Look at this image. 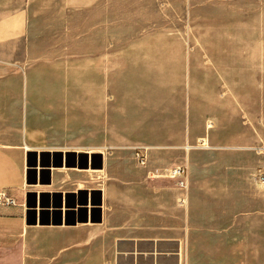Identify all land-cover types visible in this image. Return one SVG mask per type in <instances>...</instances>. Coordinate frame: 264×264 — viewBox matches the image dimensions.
<instances>
[{
    "label": "crops",
    "instance_id": "obj_1",
    "mask_svg": "<svg viewBox=\"0 0 264 264\" xmlns=\"http://www.w3.org/2000/svg\"><path fill=\"white\" fill-rule=\"evenodd\" d=\"M176 3L181 21L187 19L188 35L203 34V41L188 43L175 38L174 44H125L121 54L119 44L112 42L110 72L104 69L102 40L104 31L113 32L118 27V0H24L18 8L0 11V264H168L172 257L166 253L133 251L139 243L165 242V224L159 222L156 237L119 236L124 230L127 234L134 231L137 211L135 201L129 198L126 207L117 204L120 187L115 182L114 151L137 147L140 136L146 133L143 128L122 130L114 119L120 111L117 100L121 105L137 103L131 93L122 90V76L128 75L125 69L163 65L160 61L165 60V77L170 85L178 81L173 87H180V96L172 90L164 104L173 114L175 99L179 100L180 115H184L186 68L189 70L192 59L199 69L200 52L208 84L203 115L215 125L219 115L241 116L242 106L226 83L213 81L216 73L208 56L210 36L226 37L242 66L250 65L247 69L255 68L253 53L264 50V0ZM179 29L182 34L183 27ZM248 37H255L254 43ZM40 64L42 75L49 74L39 78L36 72L30 77ZM80 73H87V77ZM82 79L89 90L79 95L69 89L62 102L52 94H46L44 102L43 93H30L28 98L26 91L29 81L33 85L41 80L67 84ZM217 83L226 91L221 98L228 106L215 96ZM48 116L51 119L45 121ZM183 131L189 135L191 129L189 125L185 128L181 118L178 131H153L164 140L149 146V152L169 141L178 142ZM130 132L133 135L127 138L124 134ZM219 177L227 184L222 200H204L201 192L217 193ZM219 177L211 173L202 181L192 179V198L197 204L191 207V231L185 235V264H264V186L258 184L257 175L258 194L253 191L247 206L241 187L231 186L226 175ZM157 194L158 207H165L160 189ZM6 199L13 203L5 204ZM226 204L233 211L220 217L218 208H227ZM121 212L126 214L125 223L117 222ZM200 213H206L205 222L198 219ZM107 244L131 250L115 252ZM179 249L175 264H182L181 244Z\"/></svg>",
    "mask_w": 264,
    "mask_h": 264
},
{
    "label": "rangeland",
    "instance_id": "obj_2",
    "mask_svg": "<svg viewBox=\"0 0 264 264\" xmlns=\"http://www.w3.org/2000/svg\"><path fill=\"white\" fill-rule=\"evenodd\" d=\"M21 4L24 5V0H0V11L13 10L20 7ZM103 6L104 9L107 7L106 4ZM177 6L176 0H118L116 20L118 27L113 32L104 31L103 35L104 69L109 72L111 70L109 47L112 42L119 44V54H121L122 46L125 44H174L175 38L188 43L203 41L205 38L203 34L188 35L187 19L184 17L181 21ZM108 14H110L109 9ZM109 19L110 16L104 18V23ZM181 27H183L182 34L179 29ZM73 38L76 39L77 37ZM262 38L261 42L264 47V37ZM247 40L254 43L255 37H248ZM208 46L210 47L208 56L216 73L212 76L213 81L224 82L230 87L238 104L242 106L241 116L219 115L217 123L213 125L203 115L206 110L202 109V101L207 96L206 87L208 84L205 83V72L202 71L205 60L200 52H198L199 69L195 67L192 59L189 70L186 68L187 74L183 82L185 86L184 115H180L179 100L175 99L171 109L173 114H169L164 104L168 92L176 90L177 97L180 96V90L178 91L180 87H173L178 84V81L170 85L168 84L169 78L165 77V60L160 61L164 62L163 65L140 64L131 68L127 67L124 73H128V75L122 76L125 83L122 90L125 93H131L137 103L133 106L131 104L121 105L120 101L117 100L120 111H117L114 119L118 128L134 132L141 131L143 128V131L146 132H143L142 137L140 136L139 141H137L139 144L137 147L145 148L146 153L135 151L132 148L114 151L116 162L113 164V170L116 171L115 182L120 187V193L116 198L117 204L120 207H126L129 198L135 201V210L137 211L134 231L127 234L124 230L119 236L156 237L158 236L159 222L161 225L165 224L167 230L165 242L139 243L133 247V251L138 253H166L167 257H172L168 259V264H175L176 254L180 253V244L182 264H185V235L191 231V207L197 204L196 199L192 198L193 187L191 182L193 178L198 179L195 181H202L211 173L217 177L226 175L231 180V186L233 185L234 188L236 186L241 187L242 197L245 198L246 205L250 206L252 201H250V195L253 191L255 195L258 194L255 191L256 176L264 173V50L253 53L256 55L255 68L247 69L250 68V65L242 66V59H237L238 53H234L236 52L235 49L229 46L226 37L222 34L211 35ZM41 69V64L40 66L36 65L29 76L34 77L36 72V75H41L39 78L49 74L47 71V75L46 73L42 75L44 71ZM245 69L246 74H243ZM177 72V78H180L179 64ZM86 74L80 73L79 75L85 78L87 77ZM65 75L67 74L61 77ZM33 84L31 81L28 83L26 89L28 98L30 93L35 95H37L36 93H43L45 95L42 97L43 102L48 98L46 94H52L54 99L59 98L62 102L64 93L69 89L76 91L79 95L84 94L85 89L86 92L89 90L88 85H83V79L81 81H68L67 84L66 82L50 84L47 80H41L36 85ZM109 87L108 85V91H110ZM211 88L212 86L210 90ZM225 92L222 84H215L216 98H219L223 105L228 106V102L221 98ZM60 94L62 96H59ZM38 108L42 109V107ZM49 118L51 119L50 116L46 117L45 121H48ZM180 118L184 120L186 129L188 125L190 126L189 135L183 131L178 142L169 141L170 143L160 145L163 148L152 149L149 152L151 150L149 146H157L154 144L164 140L163 136L155 132L168 129L178 131ZM231 128L236 130L229 131ZM124 135L130 138L133 133H125ZM227 146L231 149H220L227 148ZM105 151H110V149L105 148ZM137 153L145 156L144 165L139 164L136 158ZM177 168H180L182 173L179 177L172 178V172ZM187 179L188 187L186 189L178 188L177 183L185 182ZM219 183L217 193L201 192L204 194V200L210 201L214 198L219 202L222 200L223 189L227 184L226 180L221 177H219ZM126 187L130 188L127 189ZM187 188L188 194H186ZM159 189L162 192L165 207H158L159 196L157 191ZM262 194H264V188ZM188 196V213H186V197L188 198ZM226 207L224 209L219 207L217 215L222 217L233 211V208H228L231 207L228 204ZM159 209L161 210L160 216H158ZM118 217L117 222L119 223H125L127 220L126 214L123 212ZM198 219L205 222L206 213H200ZM181 232L182 235H180ZM181 236H183L182 239H180ZM107 246L115 252L116 250L118 252L131 250L125 245L107 244Z\"/></svg>",
    "mask_w": 264,
    "mask_h": 264
},
{
    "label": "built area",
    "instance_id": "obj_3",
    "mask_svg": "<svg viewBox=\"0 0 264 264\" xmlns=\"http://www.w3.org/2000/svg\"><path fill=\"white\" fill-rule=\"evenodd\" d=\"M133 150L135 151H144L146 153V150L145 148L143 147H134L132 148ZM136 158L138 159V162L140 165H144L145 164V156L142 154L139 155V153L136 154ZM172 177H179L182 173V170L180 168H177L176 170H174L172 172ZM156 176H160V175H156ZM258 184L261 185V186H264V173H261L259 176H258ZM178 185V188L180 189H186L187 185H186V181H180L177 183ZM5 204H12L13 201L10 200V199H6L4 200Z\"/></svg>",
    "mask_w": 264,
    "mask_h": 264
},
{
    "label": "bare ground",
    "instance_id": "obj_4",
    "mask_svg": "<svg viewBox=\"0 0 264 264\" xmlns=\"http://www.w3.org/2000/svg\"><path fill=\"white\" fill-rule=\"evenodd\" d=\"M173 178V177H172ZM186 183H187V181H186Z\"/></svg>",
    "mask_w": 264,
    "mask_h": 264
}]
</instances>
